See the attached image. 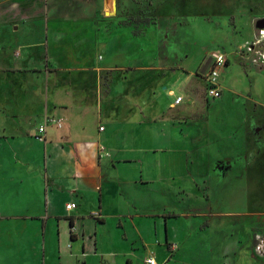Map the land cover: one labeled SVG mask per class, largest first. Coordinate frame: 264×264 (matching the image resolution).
<instances>
[{"label":"rangeland","instance_id":"1","mask_svg":"<svg viewBox=\"0 0 264 264\" xmlns=\"http://www.w3.org/2000/svg\"><path fill=\"white\" fill-rule=\"evenodd\" d=\"M262 24L264 0H0V94L7 86L52 82L39 77L44 69L65 70L59 88L47 84L49 90L40 88L22 106H12L26 137L34 138L46 116L72 125L80 140L99 127L91 120L101 119L103 135L113 127L111 117L115 124L125 120V131L138 128L135 136L110 144L143 155L139 167L153 182L125 186L130 204L122 210L132 212L121 218L122 227L107 211L102 249L117 254L99 256L100 264H147L150 253L158 264H264L255 252L256 234L264 236V62L254 61L247 49ZM255 48L264 50V41ZM213 51L230 62L220 72L223 97L215 100L202 78ZM68 69L85 73L68 76ZM184 77L189 85L177 105ZM137 82L153 90L138 91ZM78 86L90 93L85 100ZM171 102L177 106L169 107ZM187 103L194 106L181 110ZM98 104H104L100 116ZM8 107L3 98L0 120ZM163 108L171 110V121L159 116ZM150 110L159 127L140 120L152 117ZM184 121L185 129L178 130L176 123ZM160 127L165 136L157 135ZM101 144L109 150L108 139ZM166 181L169 190L159 187H168ZM6 209L0 190V211ZM167 217L169 225L159 226ZM20 222L0 219V264L83 263L60 258L56 223L45 261L41 221L38 238L34 227ZM74 246L81 249V243Z\"/></svg>","mask_w":264,"mask_h":264},{"label":"crops","instance_id":"2","mask_svg":"<svg viewBox=\"0 0 264 264\" xmlns=\"http://www.w3.org/2000/svg\"><path fill=\"white\" fill-rule=\"evenodd\" d=\"M23 40H28L27 36ZM27 58L31 60L30 56L24 57V60ZM84 61L86 62V60ZM87 63H90L89 60ZM229 64L228 57L227 66ZM71 70L68 69V76L70 74L73 75V73H85L79 71L81 69H75V72H71ZM64 71V69L57 72L48 69L42 71L39 77L49 76L53 79V83L49 81L46 83L45 80H40L39 82H44L42 83L44 85L38 84L34 87L26 86L25 88L20 85L12 88L7 86L3 88V92L1 91L0 102L4 98V102L9 107L3 108L6 113L5 120H0L1 173L4 174L0 190H2L7 202V209L0 211V219L6 222L14 219L21 221L20 223H23L21 225L30 224L31 227H34L35 238L39 236L38 223L41 221L44 235L42 251L45 255V261L48 251L46 239L51 236V226H54L56 223L59 227L60 241L58 252L60 258H76L78 261L80 259L83 262H80L81 264H100L101 260H98L99 256L114 257L117 254V252L108 249L104 251L102 249V242L105 236L103 226H106L108 222L107 211L110 210L112 218L117 220V227H122L121 218L131 216L132 212L122 210L123 204H130V200L127 199L125 194L127 193L126 189H124L125 186L148 187L153 180L145 178L143 169L139 167L143 165V155L140 158L132 150L122 151L116 144H110L111 141H117V138L129 133L132 134L130 138L135 136L138 128L135 129L133 127L126 131L123 130L124 125L127 124L125 120H120L115 124V118L111 117L108 119V125H112L113 127L105 135L102 133L106 131V126L101 123V119L91 120L92 122H97L99 127H96L95 131L88 137L80 140L79 136H74L72 125L65 127L64 121L61 118H58L62 120V126L60 127L54 123H46L47 118H50L46 116L43 119L44 121L42 120L40 123V125L46 124L45 138L43 140L37 138V134H39L38 127L40 125L35 129L34 138L31 137L29 139L26 137L22 132V124L17 120L19 116L15 114L18 112H13L12 106L19 104L22 106L23 98L34 96L33 93L39 91L40 88L46 91L49 90L50 87L48 89L44 88L47 84H52L53 87L59 88L65 81ZM59 75L63 79L57 81L55 76ZM202 78L206 81L205 76ZM187 81L188 78L184 77L178 85V90L181 91L178 96H182V100L177 105H180L184 101L185 92L183 90L189 85ZM147 83L139 84L137 82L138 91L146 92L148 89L150 91L153 90L151 85ZM220 86L223 90V83L221 81ZM78 87H80L81 96L85 100L90 93L87 92L86 94L82 92L84 86ZM103 105L98 104L99 116L102 115ZM177 105L175 102H171L169 107H176ZM187 106L190 109L194 105L187 103L181 110H185ZM160 110L159 116L162 120L166 119L169 122L173 119L170 109L166 110L163 108ZM189 112L194 114L193 111ZM151 115L152 117L144 115L146 119L140 120H153L147 121L146 125L150 123L152 127L154 125L159 127L158 122H154L155 119L152 111ZM183 115H186L185 111H180L179 116L182 117ZM141 122V129H143L144 122ZM176 124L173 122V125L182 131L185 129L187 122L184 121V123L179 122ZM101 127L103 128L101 129ZM83 129L86 130L85 128ZM155 130L158 136L166 135V128ZM199 133H201V130ZM231 133L235 132L232 131ZM104 139H108L109 142V150L107 151L105 150L106 147L101 144ZM190 153L191 150L189 151ZM145 154H148V152L146 151ZM183 176L184 174L182 173L181 177L183 178ZM151 178L154 177L151 176ZM167 182L165 184L168 187H164L162 182L159 183V187L169 190L170 186ZM105 194L110 196L109 200L105 201ZM69 202H76L77 207L67 209L66 205ZM171 220L172 217L164 218L160 221L159 226L164 225L166 228ZM123 233L126 234V232ZM75 242L81 243V249H79V246L78 248L74 246ZM37 244L38 240L36 239L32 245V249L36 250L38 248ZM149 255L153 254L150 253ZM90 259L91 261L88 262ZM128 262L132 264V260Z\"/></svg>","mask_w":264,"mask_h":264},{"label":"built area","instance_id":"3","mask_svg":"<svg viewBox=\"0 0 264 264\" xmlns=\"http://www.w3.org/2000/svg\"><path fill=\"white\" fill-rule=\"evenodd\" d=\"M257 36L258 37L256 40L248 43L249 45L247 46V49L248 51L252 52V54L255 55L254 61L262 63L264 62V50L255 48V45L258 46L261 42L264 41V27L258 30ZM250 44L254 46H251ZM211 57H212V65L205 77L206 85H207L206 93L210 99L215 100L223 96V90L220 86L219 77H220L221 69L227 66L228 64V56L222 51H213L211 53ZM181 100H182V96H178L175 102L179 103ZM48 122L57 124L59 127L62 126V120L55 117L47 118L46 123ZM45 131H46V124L40 125L38 127L39 134H37V138L43 140L45 138L44 137ZM76 207H77L76 202H69L66 205L67 209H73ZM255 252L260 258L264 259V236L259 233L256 234ZM146 263L158 264L156 258L153 255H149L148 257H146Z\"/></svg>","mask_w":264,"mask_h":264},{"label":"water","instance_id":"4","mask_svg":"<svg viewBox=\"0 0 264 264\" xmlns=\"http://www.w3.org/2000/svg\"><path fill=\"white\" fill-rule=\"evenodd\" d=\"M263 27H264V24L261 25V28H263Z\"/></svg>","mask_w":264,"mask_h":264},{"label":"trees","instance_id":"5","mask_svg":"<svg viewBox=\"0 0 264 264\" xmlns=\"http://www.w3.org/2000/svg\"><path fill=\"white\" fill-rule=\"evenodd\" d=\"M140 18H138V20H139ZM145 20V19H144Z\"/></svg>","mask_w":264,"mask_h":264}]
</instances>
